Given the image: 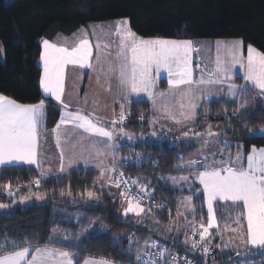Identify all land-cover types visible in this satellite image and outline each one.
<instances>
[{
	"label": "snow or ice",
	"instance_id": "snow-or-ice-1",
	"mask_svg": "<svg viewBox=\"0 0 264 264\" xmlns=\"http://www.w3.org/2000/svg\"><path fill=\"white\" fill-rule=\"evenodd\" d=\"M99 27L101 32L107 28L110 35H115V41L103 44V48L108 49L115 43V56L111 52H101L100 43H92L93 36L99 40L94 25L81 28L78 36L72 40L52 42L42 37L39 41V60L42 66L39 87L44 97L61 105L59 122L52 130L56 145L61 149L56 179H63L60 174L67 172L80 160L86 166L91 162L99 170L98 179L93 181L96 190L86 189L80 194V199L98 201L107 189V195L121 200L120 209L124 217L131 215L137 223L143 222L144 217L153 212V207L146 206L145 202L154 198V191L146 179L125 177L120 169L128 161L119 156L124 145L118 141L125 138L133 140V134L125 129V123L131 115L130 110L125 111V106L132 102L131 96L137 98L136 102H141V94H144L154 110L153 119L149 123L155 125L161 119L170 120L187 129L177 137L178 140L189 145L194 140L201 144L197 153L188 159L183 155L176 158L174 169L187 174L160 177L165 182L171 181L172 187L179 186L181 190L186 187L190 193L180 202L188 215L179 211L177 213L186 222L183 243L192 249H200L202 255L208 256L211 251L210 242L217 235L223 239L224 231H229L245 244L246 251L250 245L264 255V147L252 145L245 152L244 145H233L231 140L219 135L228 130L234 132L235 129L217 128L214 131L209 123L203 132H198L188 124L194 122L198 109L202 107L198 101L218 92H226L232 103H237L239 98L240 102L232 116L240 122V118L248 112L249 104L264 98V51L249 44L245 56L241 40L216 41L214 67L209 70L207 66L197 63L194 68L193 54L200 49L192 40L144 38L131 30L127 19ZM0 52H3V48H0ZM69 66L88 69L95 74L98 84L103 79L107 84L105 90L114 93L111 118L99 114L96 99L92 100L93 108L89 110L87 94L83 106L79 101L73 104L65 100ZM237 66L243 72L242 76L236 75ZM196 69H200L199 78L194 75ZM161 72L167 73V92L156 90L157 77ZM235 79H242L244 83L237 85ZM253 90L255 93L252 100L245 99ZM117 105L120 109L118 113L115 111ZM45 107V99L34 104H22L0 93V166L29 165L40 170V178L30 181L28 194L19 196L20 204H25L33 196L36 200H43V195L31 191V185L39 187L41 180L52 172L51 167L47 170L43 168L38 150ZM204 115L207 117L208 112ZM224 118L228 119L227 116ZM72 130H75V136L69 140L68 133ZM260 131L264 138V128ZM248 134H252L251 129ZM152 135L155 136L156 132L153 131ZM62 141L70 145L71 156L67 158V163ZM233 147L235 152L232 151ZM139 159L137 154V161ZM158 165L159 162H155L154 166ZM112 188L117 191L113 192ZM0 191L8 197H15L21 191V186L17 185L14 189L12 182L8 181L0 186ZM60 194L65 195L63 191ZM67 194L71 195L70 189ZM200 197H203L207 211L203 212L202 205L198 214L194 199ZM221 202L231 209L228 213L230 219L223 228L218 222L215 208ZM12 203H17V200L13 199ZM9 207L8 204L0 203V209ZM155 207L159 209L165 205L160 203ZM232 213L236 215L233 217ZM175 230L180 231L178 227ZM189 230L191 240L187 236ZM74 239L77 237L69 236L57 227H53L48 235L49 244L71 242ZM232 242L230 238L229 243ZM133 243L134 240L129 238L127 251H131ZM69 246L79 247L72 244ZM81 259L83 264H114L112 259L105 256L81 257L78 251L49 247L48 244L40 246L36 234H33V239L26 237L18 243L7 237L0 240V264H80ZM179 259V256L171 254L166 245L161 246L159 241L151 238L145 240L143 246L137 247L135 256L136 264H179ZM184 264H191V261L185 257Z\"/></svg>",
	"mask_w": 264,
	"mask_h": 264
},
{
	"label": "trees",
	"instance_id": "trees-1",
	"mask_svg": "<svg viewBox=\"0 0 264 264\" xmlns=\"http://www.w3.org/2000/svg\"><path fill=\"white\" fill-rule=\"evenodd\" d=\"M120 19L130 21L131 30L144 38L194 40V45L200 49L193 54L194 68L197 63L203 66L205 59H211L216 39H240L245 48L251 44L264 51V0H0V48H3V52H0V93L22 104H34L45 99L44 126L46 129L52 128L58 120L60 108L51 98L44 97L39 87V39L43 37L52 42L69 40L88 24ZM235 81L238 85L244 83L242 79ZM165 83V80H160V87L164 88ZM254 93L255 90L245 99L251 101ZM239 102V98L237 103L205 101L201 103L194 122L188 124L198 132H203L209 123L214 131L217 128L235 129L234 132L228 130L219 135L231 140L233 145H244L245 152L252 145L264 147V138L259 132L264 128V98L250 103L248 112L237 122L232 113ZM129 110L131 115L125 129L134 138L125 143L120 141L124 146L119 156L128 161L121 170L133 179L140 177L150 181L149 187L154 191L152 200L167 201L169 208L181 213L179 198L188 196L189 191L181 190L179 186L172 187L171 181L165 182L160 177L169 174L177 176L178 172L174 169L176 158L183 155L187 159L200 148V142L194 140L189 145L178 140L177 137L187 130L178 125L163 121L155 125L149 123L153 115L146 100L132 101L125 107L126 112ZM205 112H208L207 117ZM249 129L252 134H248ZM153 131L156 132L155 136L152 135ZM137 154L148 157V160L133 163ZM155 162H159L158 167L154 166ZM60 175L64 178L57 180L55 174L43 178L39 187L31 185V191L44 194L43 203L13 204V199L18 200L19 196L29 191L30 181L40 178L38 170L27 165L0 167V186L8 181L12 182L14 189L17 185L21 186V191L15 197H8L0 191V203L10 205L0 210V240L7 237L18 243L26 237L33 239V234H36L40 246L49 244L48 235L53 227L66 231L77 218L75 213H83V221L95 220L103 224L105 230L93 231L77 244L72 243L79 245L78 248L70 247L71 243L65 242L50 244L78 251L81 257L105 256L119 264H136L127 251L129 238H151L163 244L173 235L174 217L164 208L152 206L153 212L146 215L143 222L137 223L131 215L122 217L120 199L107 195V190L98 201L88 203L80 199V194L86 189L96 190L93 188L97 176L95 170H71ZM69 189L71 195L67 194ZM61 191L65 195L62 196ZM194 204L199 214L204 205L203 197L194 199ZM215 208L219 224L223 220L226 222V213L231 210L228 205L221 203ZM203 212L206 213L205 205ZM184 215L188 213L185 211ZM178 223L180 231L175 235L177 248L191 256L194 264H235L240 260L231 250H219V235L210 242L208 256L202 255L200 249L186 246L183 243L186 222L179 217ZM170 228L171 231L168 230ZM187 236L189 240L192 239L190 230ZM261 256L264 255L257 257Z\"/></svg>",
	"mask_w": 264,
	"mask_h": 264
},
{
	"label": "crops",
	"instance_id": "crops-1",
	"mask_svg": "<svg viewBox=\"0 0 264 264\" xmlns=\"http://www.w3.org/2000/svg\"><path fill=\"white\" fill-rule=\"evenodd\" d=\"M120 20H122V19H120ZM120 20H112V21L101 22V23H91V24L87 25V27H89L91 25L92 26L93 25L96 26V31H97V35L99 36V40H97V36H93V37H91V41H92V43L94 45L96 43H100L102 52H111V54L113 56H115V53H116V45H115V43H113L111 45V47L108 48V49H105L102 46H103L104 43H106L108 41H115L116 37H115L114 34L110 35L109 34V29H107V28L103 29V31L101 32L99 26H101V25H113V24H115L116 22H118ZM95 38H96V40H95ZM69 40H72V39H69ZM235 40H240V39H216L213 42V48H214L213 62H215V58H216V55H217L216 47H215L216 41L232 42V41H235ZM95 51H96V49L94 48V53H95ZM243 54L246 56L247 47L245 48L243 46ZM38 62L40 63V60H38ZM39 66L41 67V72H42L41 64ZM194 75H195L196 78H199L200 73L199 74H194ZM236 75H238V76H242L243 75V72L241 70H239L238 66H237V70H236ZM157 80H158V84H157V89L156 90L158 92H167L168 91L167 73L166 72H161L159 77H157ZM160 80H165L166 83H165V87L164 88L160 87V85H159V81ZM235 83H236V81H235ZM101 84H103L104 86L102 87ZM113 86H115V81L114 80H113ZM106 87H107V84L103 81V79L101 80V83L98 84L96 82V79H95V74L91 73L88 69H79V68H73L72 66H69L68 69H67L65 100L66 101H70L73 104H75L77 101H79L80 105L83 106V100H84L85 95L87 94L88 95V100H89L87 108L89 110H91L93 108L92 100L96 99L98 101V109L97 110H98L99 114L111 118L112 109H113L112 100L114 98V93L106 91L105 90ZM41 92H42V90H41ZM136 99L137 98L134 95L130 97L131 101H135ZM140 99L141 100H146V101L149 102L151 113L153 115V111H154L153 110V106H152L151 101H149L147 99V96L144 95V94H141V98ZM167 99H170V97H168ZM205 100L231 101L230 98L227 97L226 92H218L216 95H213V96H211L209 98H206V99H203L201 101H198V103L205 102ZM158 102H159V98H158ZM57 105L60 108V113H59V117H58L57 122L50 129H46L44 124H43V127L41 129V136H40V139H39V149L38 150H39V154H40V159L43 162V168L45 170H47L49 167L52 168V172H49L47 177L55 175L56 171H57V168L59 166V155H60L61 149L59 147H57V145H56V137H55V135L53 134V131H52L55 128L56 124L59 122L60 114H61V105H59L58 103H57ZM115 111L117 113L120 111L118 105L115 106ZM160 121L176 125L174 122H172L170 120L161 119ZM73 136H75V130H72V131H70L68 133V139L71 140ZM123 141L127 142L128 140L125 138V139H123ZM62 146L64 148L65 157H66L65 163H67V158L69 156H71V152L69 151L70 145L67 143V141H62ZM85 155H87V153H85ZM9 166H12V165H9ZM27 166H29V165H27ZM0 167H7V166H0ZM33 167H35V166H33ZM86 169L95 170L97 172L96 180L98 179L99 170L96 169L94 164L91 163V162L86 166L84 164L83 160H80V161H78V163L72 165V167L69 168L68 171H71V170H86ZM39 171L40 170H38V173H39ZM105 190H107V189H105ZM111 190L113 192L117 191L115 188H112ZM205 208H206V205H205ZM206 211H207V209H206ZM228 211L229 210H227V212ZM226 214L228 216V213H226ZM227 232L228 231H224L223 234H227ZM184 239H185V235H184ZM41 246H44V245H41ZM48 246L55 247L54 245H51V244H48ZM219 250L220 251H228V250H231V248L225 247L223 239H221L220 240V244H219ZM256 251H257L258 254L254 255L253 254L254 251H249L247 249L246 254L248 256L242 257L241 258V263L256 264L257 259L260 258L261 260H264V256L257 257V256L260 255V251L259 250H256ZM234 255H235L236 259H240V258H238V256H240L239 254H235V252H234ZM236 255H238V256H236ZM254 256H256V258H253ZM244 259H246V260H244ZM116 263L114 262V264H116ZM81 264H83V261L81 262Z\"/></svg>",
	"mask_w": 264,
	"mask_h": 264
},
{
	"label": "rangeland",
	"instance_id": "rangeland-1",
	"mask_svg": "<svg viewBox=\"0 0 264 264\" xmlns=\"http://www.w3.org/2000/svg\"><path fill=\"white\" fill-rule=\"evenodd\" d=\"M9 1H11V0H5V2H9ZM92 26V25H91ZM41 39V38H40ZM40 39H39V41H40ZM95 40H96V38H95ZM185 40H190V39H185ZM193 41V43H194V40H192ZM195 44V43H194ZM103 47V46H102ZM100 51L102 52V49H100ZM213 57H214V48H213V51H212V56H211V59H205V63L203 64V66H207L208 68H209V70L212 68V67H214V62H213ZM39 63V62H38ZM39 65H40V63H39ZM194 67V66H193ZM200 73V70H198V73L197 74H199ZM205 101H207V102H209L210 100H205ZM201 103H203V102H201ZM188 123H190V122H188ZM259 132H260V130H259ZM121 141V140H120ZM120 141H118L119 143H120ZM122 143V142H121ZM123 143H125V141L123 142ZM122 143V144H123ZM201 145V144H200ZM199 149V148H198ZM198 149L197 150H195L194 152H192L190 155H189V157L191 156V155H194V154H196L197 153V151H198ZM233 152H235L236 151V149L235 150H232ZM188 157V158H189ZM187 158V159H188ZM184 174H187V173H182V172H178V174H177V176L178 175H184ZM97 187H99V185H97ZM184 189H187L186 187L184 188ZM29 192V191H28ZM28 192L27 193H23L22 195H27L28 194ZM32 192H34V191H32ZM35 193H39V192H35ZM39 194H41V195H43L44 196V194H42V193H39ZM186 197V196H185ZM179 200H180V202L181 201H183L184 200V198H179ZM45 201V196H44V199L43 200H36L35 199V196H33L32 197V199L31 200H29L28 202H26L25 204H22V205H31V204H33V203H43ZM86 202H88V203H92V202H95L96 200H85ZM17 202H18V200H17ZM72 203H73V201H72ZM221 203H223V202H221ZM120 205H121V201H120ZM230 208V207H229ZM179 209H180V211H181V213H182V211H183V213H185V208L183 207V205L180 203V205H179ZM183 209V210H182ZM0 210H5V209H0ZM75 215H77V217H79V219H77V218H75V220H74V222H73V224H72V226H71V228L70 229H67L66 231H62V232H64V233H66V234H68L69 236H72V237H77V239H74V240H72L71 242L70 241H62V242H65V243H74V244H77L81 239H83V238H85V237H87L88 235H89V233H91V232H93V231H96V232H101V231H104L105 230V226L103 225V224H100V223H98L97 221H95V220H92V219H87L86 221H83V217H84V214L82 213H80V215H79V213L77 214V212L75 213ZM236 215V213H232V216L234 217ZM122 217L123 218H125L123 215H122ZM135 218V217H134ZM229 216L227 217V219H225V220H227V221H229ZM89 222H91V224L89 223ZM226 222H224V220L222 221V223L220 224L221 225V228H223V226H224V224H225ZM245 226H246V221H245ZM223 242H224V244L225 245H227V247L228 248H231V250L232 251H234L235 252V254H239L240 256H238V255H236V256H238V258H240V260H237V263H235V264H246V263H241V258L242 257H246V256H248L247 254H246V250H245V244L244 243H242L241 242V240L238 238V237H234L233 236V234L231 233V232H227V234H223ZM230 238L232 239V243H229V240H230ZM147 239H149V238H147ZM147 239H143V240H137V239H133L134 240V243L132 244V246H131V251H129L130 253H131V255L133 256V258H134V260H135V256H136V251H137V247H141V246H143V244H144V242H145V240H147ZM220 240H221V238L219 239V242H220ZM61 242V243H62ZM138 242V243H137ZM53 243H55V242H53ZM61 243H59V244H61ZM57 244V243H56ZM218 244H220V243H218ZM51 245H53V244H51ZM55 247H59V246H56V245H54ZM50 247V246H49ZM60 248V247H59ZM62 249L64 248V247H61ZM65 250H69L68 248H64ZM128 249H129V244H128ZM248 250L249 251H254L253 252V254L254 255H257L258 253H257V251L255 250V249H253L252 248V246H248ZM72 251V250H71ZM229 251V250H228ZM258 261V262H257ZM257 261H256V264H264V260H261L260 258L259 259H257ZM116 263V262H115ZM116 264H118V263H116Z\"/></svg>",
	"mask_w": 264,
	"mask_h": 264
},
{
	"label": "built area",
	"instance_id": "built-area-1",
	"mask_svg": "<svg viewBox=\"0 0 264 264\" xmlns=\"http://www.w3.org/2000/svg\"><path fill=\"white\" fill-rule=\"evenodd\" d=\"M147 160H148V157L145 158L143 156H140L139 161H137V158H136V159H134V162L133 163L140 164V163L146 162ZM125 177H130V176L125 175ZM160 203H164V205H165V207H163L164 210L167 211L168 214L173 215V217H174V232H173V235L168 239V241L166 243H163V244L160 243L161 246L166 245L170 249L172 255L179 256V258H180L179 259V264H184V258L185 257H187V259L189 261H191V264H194V260H193V258L191 256H189L185 252L179 251V249L177 248V243H176V240H175V235H176V232L177 231L175 229L177 227H179V223H178L179 216L177 215L176 211L175 210H172L171 208H169L167 201H160V200H157L156 199V200H151V201H146L145 202V204L151 205L153 207H155V205L160 204ZM151 251L155 252L156 249H152Z\"/></svg>",
	"mask_w": 264,
	"mask_h": 264
}]
</instances>
